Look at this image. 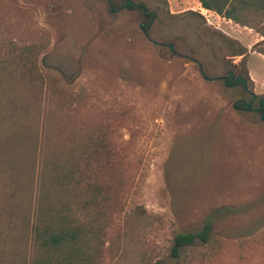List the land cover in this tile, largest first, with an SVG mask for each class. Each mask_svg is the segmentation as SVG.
<instances>
[{
    "label": "rangeland",
    "instance_id": "1",
    "mask_svg": "<svg viewBox=\"0 0 264 264\" xmlns=\"http://www.w3.org/2000/svg\"><path fill=\"white\" fill-rule=\"evenodd\" d=\"M130 1L0 0V264L34 255L40 144L83 135L102 141L84 178L109 198L100 216L72 209L91 239L53 264H264L262 37L207 23L198 0ZM134 4L154 12L148 37ZM207 219L211 239L172 256L174 234Z\"/></svg>",
    "mask_w": 264,
    "mask_h": 264
},
{
    "label": "trees",
    "instance_id": "2",
    "mask_svg": "<svg viewBox=\"0 0 264 264\" xmlns=\"http://www.w3.org/2000/svg\"><path fill=\"white\" fill-rule=\"evenodd\" d=\"M198 1L203 7L214 10L226 19L254 29L262 39L253 44L252 50L264 55V0ZM128 5L132 6L131 3ZM49 81L46 86L48 94L53 91L48 90L52 85V77ZM238 82L242 83L243 79ZM234 106L246 107L243 101L238 100L234 102ZM262 107L264 110V103ZM85 137L87 138L84 139ZM94 137L79 136L72 140L77 143L70 146L57 145L53 150H50L49 140L44 139L40 144V166L33 180L35 186L32 190L34 199L30 226L34 255L30 264H53L56 256L62 259L79 257L80 248L91 239L90 232L86 231L87 223L71 217L70 212L75 208L88 215L100 216L101 207L108 202L109 194L105 183L98 182L97 179L90 182L84 178L87 163L92 158L97 159L100 153L102 141ZM212 229L213 224L207 219L197 231L176 232L171 255L178 256L181 249L197 241H209ZM150 264L163 263L158 260Z\"/></svg>",
    "mask_w": 264,
    "mask_h": 264
},
{
    "label": "flooded vegetation",
    "instance_id": "3",
    "mask_svg": "<svg viewBox=\"0 0 264 264\" xmlns=\"http://www.w3.org/2000/svg\"><path fill=\"white\" fill-rule=\"evenodd\" d=\"M129 3H132V2L130 0H125V2L122 5L116 7L114 10L117 11L120 8L127 6ZM134 5H135V7L141 8L144 13H149V15H150V20H149L148 23L141 22L140 25H139L140 29L148 37V35L146 34V29H148L151 26V24L153 23V20H154V17H155L154 16V12L149 11L146 7H143L140 4H134ZM145 8H146V10H145ZM164 44L168 46L169 43H164ZM170 50H172V49H170ZM238 76H239V79L236 81V78ZM225 77H228V79L225 80V81H229V82L230 81L231 82L234 81V84L237 83L239 80H241V76L240 75L234 76V74L232 72H230V71L227 73V75H225ZM243 87L246 89L245 83H244ZM254 97L255 96L252 94L251 99L248 102L243 101L244 104H245V106H246L244 108H247V109L250 108V106H251V104L253 102ZM262 103H264V99L263 98H259V100H258V106L256 108H254V110H257V111H260L261 110V111H263L262 115H264V110H263V107H262ZM262 119H264V118H262Z\"/></svg>",
    "mask_w": 264,
    "mask_h": 264
},
{
    "label": "built area",
    "instance_id": "4",
    "mask_svg": "<svg viewBox=\"0 0 264 264\" xmlns=\"http://www.w3.org/2000/svg\"><path fill=\"white\" fill-rule=\"evenodd\" d=\"M202 10H200L201 14L204 16L205 20L207 21V23H212V19L214 18H222V19H226L225 17L219 15L217 12H215L214 10L205 8V7H201Z\"/></svg>",
    "mask_w": 264,
    "mask_h": 264
},
{
    "label": "crops",
    "instance_id": "5",
    "mask_svg": "<svg viewBox=\"0 0 264 264\" xmlns=\"http://www.w3.org/2000/svg\"><path fill=\"white\" fill-rule=\"evenodd\" d=\"M228 21H231L230 19H227ZM250 51V50H249ZM251 54H257V55H259L260 57H262V58H264V55L263 54H261V53H258V52H256V51H253L252 50V52H250ZM248 66V65H247ZM248 69H250V71H251V69L252 68H250L249 66H248Z\"/></svg>",
    "mask_w": 264,
    "mask_h": 264
},
{
    "label": "water",
    "instance_id": "6",
    "mask_svg": "<svg viewBox=\"0 0 264 264\" xmlns=\"http://www.w3.org/2000/svg\"><path fill=\"white\" fill-rule=\"evenodd\" d=\"M145 10H146V8H145ZM153 42H156V41L153 40ZM168 46H169L170 49H172V44H171V43H169ZM204 77L207 78L206 76H204ZM238 79H239V76L236 78V81H237ZM261 118H264V115H261Z\"/></svg>",
    "mask_w": 264,
    "mask_h": 264
}]
</instances>
